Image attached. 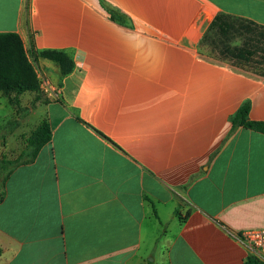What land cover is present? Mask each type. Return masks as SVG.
Returning <instances> with one entry per match:
<instances>
[{
	"label": "crops",
	"instance_id": "1",
	"mask_svg": "<svg viewBox=\"0 0 264 264\" xmlns=\"http://www.w3.org/2000/svg\"><path fill=\"white\" fill-rule=\"evenodd\" d=\"M220 13L264 26V0H0V33L59 89L51 141L2 189L0 264L246 262L264 134L232 119L264 122V77L200 51Z\"/></svg>",
	"mask_w": 264,
	"mask_h": 264
},
{
	"label": "trees",
	"instance_id": "2",
	"mask_svg": "<svg viewBox=\"0 0 264 264\" xmlns=\"http://www.w3.org/2000/svg\"><path fill=\"white\" fill-rule=\"evenodd\" d=\"M199 49L220 61L251 71L264 77V26L220 13L215 17L200 41ZM40 57L59 65L67 75L74 68L73 61L61 51H43ZM24 44L16 33H0V93L11 103L25 93H40V81L34 65L30 63ZM16 95V100L11 99ZM250 106L244 104L232 119V131L244 127L264 134V122L249 121ZM38 135L28 143V151L18 162L0 160V190L4 189L9 175L22 164L32 163L37 153L51 141V130L46 122ZM2 195H0V200ZM244 264H262L249 256Z\"/></svg>",
	"mask_w": 264,
	"mask_h": 264
},
{
	"label": "rangeland",
	"instance_id": "3",
	"mask_svg": "<svg viewBox=\"0 0 264 264\" xmlns=\"http://www.w3.org/2000/svg\"><path fill=\"white\" fill-rule=\"evenodd\" d=\"M25 94L24 100L18 97V102L14 103L2 94V97L7 98L8 104L0 103V160L5 158L11 162H18L28 151L29 141L38 135L40 127L47 122L42 107L46 103L44 94L41 91ZM10 97L17 101L15 94H11Z\"/></svg>",
	"mask_w": 264,
	"mask_h": 264
},
{
	"label": "built area",
	"instance_id": "4",
	"mask_svg": "<svg viewBox=\"0 0 264 264\" xmlns=\"http://www.w3.org/2000/svg\"><path fill=\"white\" fill-rule=\"evenodd\" d=\"M38 75V74H37ZM40 81V91L45 95L57 96L59 89L56 88L49 78L38 75ZM240 241L247 248L249 256L264 264V228L250 229L244 231L240 236Z\"/></svg>",
	"mask_w": 264,
	"mask_h": 264
}]
</instances>
